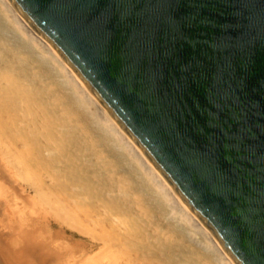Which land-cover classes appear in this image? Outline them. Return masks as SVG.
<instances>
[{"label": "water", "instance_id": "95a60500", "mask_svg": "<svg viewBox=\"0 0 264 264\" xmlns=\"http://www.w3.org/2000/svg\"><path fill=\"white\" fill-rule=\"evenodd\" d=\"M235 264H264V0H9Z\"/></svg>", "mask_w": 264, "mask_h": 264}, {"label": "rangeland", "instance_id": "374dc122", "mask_svg": "<svg viewBox=\"0 0 264 264\" xmlns=\"http://www.w3.org/2000/svg\"><path fill=\"white\" fill-rule=\"evenodd\" d=\"M31 55H32V58L34 59V60L31 59V62L35 63V64H38L40 66L41 70L46 68L45 69L46 71L44 73H47V75H48L47 77L50 80L53 78L52 79L53 83L57 81V83H54V84L55 85L57 84L56 85L57 87H55V88H58L59 85L61 84L60 82L58 83V80H59L58 76L52 75V74H57L56 70L53 69L52 67H49L51 65H49V64L47 65L46 64L47 62L45 63V60L43 61V63L46 64V65H43V63L40 62L41 60L37 56L36 53L34 54V52H33V54H31ZM36 56L39 59H37ZM35 58L37 59L36 61H39V63L35 61ZM47 67H48V69H47ZM49 71L51 72L50 75H49V73H50ZM53 71H55L56 73L53 72ZM61 86H64V85L61 84L58 89L54 88L53 89L54 92L57 93V90H58L59 93L60 92H62V93L64 92V94H66L67 92L64 90L66 87L64 86L65 87L64 88V87H61ZM60 88H61V91H60ZM42 95L43 96H41V97L44 99V101L42 100V102H43L42 104L45 105L46 108H44V106L42 105L41 106L42 107L41 110L39 108H37L36 106L32 107V105H30L29 106L30 108H29L26 105H24L26 107V109L23 108V107H22L23 109H21V107H20V110L18 112L17 111L18 109L14 110L12 107H8L9 104L4 102V100L0 99L1 103H2V101L5 103V104L2 103L5 106L0 104V120H4V121L6 120L7 124H9V123L12 124V125L9 124L8 126H6L7 124L4 121H2L3 125H0V127L3 130H4L5 126H6L5 132L2 131V129L0 128V133H1L0 137L2 138V140L0 138V141H1L0 142L1 143L0 144L1 145L0 146V264H120V263H122V264L123 263L124 264H156V262L158 264H160L161 261H162L161 263H163V264H169V263H171L173 261H174V263H177L178 262L177 259L172 258L173 255L178 253L179 249H178V247H176L177 243L179 242L181 244V250H182L183 254L188 253V249L190 250V247H193V245L190 246V242L186 239L185 232H183L179 228H176L175 223H174L173 220H171V219H165L164 220L162 218V216H161L162 212L159 209L160 206H159V204L156 201H150L151 204L153 203L151 205V207L154 205L153 208H150V212L152 213V217H151V215H149V216H147L145 214L142 215V211H140V209H138V207L135 204H133L134 203L133 199L132 198L130 199V196H126V195H122V194L118 193V188H117L118 186H117V183H116L117 182L116 176L118 175L119 171H120L121 174H123L121 171H125V172L131 173V175L134 177L133 179H135V177H136L135 181L138 179L136 174L134 172H132L131 168L126 164L127 163V161H126L127 158L125 157L126 155L122 154L119 150H117V151L115 149L112 150L111 149L112 145L109 142L108 143L110 145H109V148L107 149L106 146H108V143H106V141H108V139L104 138L106 140H105V142H102V141H104L102 138L105 135L104 134L103 135L100 134L101 132L99 133L101 135V139H102V141L99 142V143H101L100 144L101 146L100 145L99 146L98 145H90L91 147H88L89 146L88 143L89 142L93 143V142H91L88 138H83L86 141L85 142L81 138V137H85V136L82 135V133H80L78 131L77 132L80 133V134H78L77 132H76L77 134L69 133V131L67 129H59V127H55V126H58L61 123V110L59 109L58 106H56V105H58L57 102H54V100H51L52 99L51 97H49L48 95L44 96L45 94H42ZM46 97L48 99H50L51 102L53 101L52 102L53 105L50 103V100H48L46 102ZM45 102H46V104H44ZM48 103H49L50 106H48ZM6 107H8L10 109H8ZM51 107L53 108L52 110H51ZM29 109H31V110L33 109L34 111H31ZM9 110H10V112H9ZM21 110L24 111V112H22ZM27 110L30 111L31 113L29 112V114H28ZM4 111H5V113H9V114L12 111L14 114L11 113L9 115V117H8V114H6L7 115L6 116ZM40 111H41V114L39 113ZM53 111L54 112L57 111V112H55L56 115H55V113ZM1 112H2V114H1ZM49 112H50V114H49ZM22 113H24V114H22ZM28 115H31V116H28ZM40 115H42V116L40 117ZM4 116L7 117L8 119L5 118ZM1 117H2V119H1ZM19 117H21V118H19ZM16 118L18 120H20V121H23L24 124L20 123V121H18ZM22 118H24V119H22ZM32 118L34 119L33 121H32ZM57 119H59L58 120L59 124L57 122ZM24 121H26L27 123L24 122ZM34 122H35L36 125L34 124ZM43 122H45V124H43ZM4 123H5V125H4ZM17 123L19 125H16ZM46 123L48 124V126H46L47 125ZM26 124L28 125V127L26 126ZM24 128L25 129L28 128V130H25ZM51 128H52V130H51ZM15 129H17V130H15ZM22 129H24V130H22ZM53 129L56 130L57 132H55ZM9 130H11V131H9ZM26 131H28V132H26ZM33 131H35V132H33ZM37 131H39L40 134ZM9 132H13L14 133V134H12V137L9 136L10 135ZM16 132H18L17 133L18 136L15 134ZM7 133H9V134H7ZM20 133H21V135H20ZM57 133H59V134H57ZM38 134H39L40 137L39 136L37 137ZM41 134H42V136H41ZM46 134H48L47 135L48 137L46 136ZM24 135L27 136V137L24 138ZM69 135L70 136L72 135V137L73 136L74 137L73 138L72 137L69 138ZM4 136H6V137H4ZM8 136H9V138H12V139H10L12 144L15 142L13 146H11V144H10L11 142L9 143L10 140H8L9 139V138H7ZM50 136H51V138H50ZM60 136H63V137L60 138ZM78 136H79L80 141L78 139ZM13 137L14 138L18 137V138H15L16 139L15 140ZM36 138L39 139L40 142ZM41 138H42V140H41ZM65 138H68V139L65 140ZM36 140L38 142H36ZM50 140H52L53 143L50 142ZM4 141L5 142L7 141V142L5 143ZM24 141H26L28 143V144L26 143L27 146L25 145ZM76 141H77V143L80 144V146H79V144H76ZM83 141H84V143H83ZM41 142L44 143V145L46 146V147H44V145H43L44 149L46 148L45 149L46 150L45 154L43 153L44 149H42L43 148L42 144H41V146H39ZM68 142H69V144H68ZM73 142H74V144H73ZM7 143L10 144V146H11L10 149H12V150H8L9 149L8 147H10V146ZM33 143L35 145L36 144L37 145L35 146ZM103 143H106L105 144L106 146L103 145ZM22 144L24 146L28 147V148H25L26 151H24L25 149L23 148ZM49 144H50V146H49ZM63 144H65L64 145L65 147L63 146ZM67 144H68V147H67ZM4 145H7L8 147L5 148ZM84 145H85V148H82V147H84ZM57 146H58V148H57ZM94 146L95 147L98 146V147H96V149H95ZM102 146H103V148H105V152L107 150L108 151L112 150L113 153H115V151L117 152L116 154L118 155L119 158L116 157L117 156L116 154L113 155L112 152L111 153L110 152L108 153V151L106 152V154L108 153L109 157H110V159H109L108 158V154H107L106 160L109 159L108 161H112V159L116 157L115 159H117V161L119 159L120 160L119 162H121L120 163L121 168L116 173L115 172H111L109 170V168H111L110 165H106L105 164V166H103L104 165L103 162L100 161L97 158V157H99V153H100L99 149H101ZM1 147H2V151H1ZM30 147L33 148V149H30ZM34 147H36V148H34ZM49 147H51V150H50ZM70 147H72V149H70ZM3 148H5V149H3ZM19 148H23L24 150L22 149V152H21V149H19ZM16 149H18V150L16 151ZM28 149H29V151H28ZM55 149L59 153L56 152ZM76 149L78 150V152H77ZM86 149H87V151H85ZM92 149L95 152H93ZM4 150L5 151L7 150L8 152L13 151L14 155H13L12 152H11L12 154L10 153V155H8L9 153L7 152L8 153L7 154L6 152H4ZM66 150H67V153L65 155ZM83 150H84V152L82 153ZM90 150H92V151L90 152ZM27 151L29 152V155L32 152L35 154L36 151L37 152L39 151L36 154L40 155L38 157L41 158V160L39 158H37V162L35 160V165H33L32 164V163H34V158L33 157H35V156L33 154H31V156H29V158L33 159V161H31L32 159L31 160L28 159ZM16 152H19V154H17ZM20 152L23 153L24 156L22 154H21V156H19ZM46 153L49 154V157H50L49 160H48V158H49L48 154L46 155ZM59 154H60V156H62V158L65 156V159L64 158L61 159ZM110 154H112L114 157L112 155H110ZM32 155H33V157H32ZM37 155H36V157H37ZM53 155H56V157L55 156L53 157ZM81 155H83V158H82ZM85 155L86 156L89 155V156L86 157ZM9 156L10 157L12 156V159L9 158ZM13 156H16V157H14L15 160H13L14 159ZM25 156H27V158ZM71 157L74 160H72ZM16 158H18V159L16 160ZM20 158H24V160L26 162H24L23 159H22V162H23L22 163ZM90 158H92V159H90ZM12 160H13V162H12ZM51 160H52V162H51ZM62 160H63V162H62ZM64 160H65V162H64ZM77 160L79 161L78 163H77ZM83 160H84V162L82 163L81 161H83ZM123 160H125V161H123ZM53 161H54V163H53ZM66 161H68V163ZM85 161L87 162V165H86ZM80 162H81V164H80ZM88 162H90V163H88ZM96 162H97V164H96ZM124 162H126V163H124ZM14 163H16V165ZM17 163L18 164L22 163L24 166L22 164H20L21 165L20 166ZM30 163H31V167L29 166ZM37 163H39V164L37 165ZM47 163H48V165H47ZM26 164H29L28 165L29 169H27L25 167V166H27ZM76 164L77 165L79 164V165L77 166ZM17 165L20 166V168ZM39 165L41 167V171H38V170H40ZM37 166H38V168H37ZM47 166H48V168H47ZM79 166H81L80 169L78 168ZM34 167L37 170L34 169ZM44 167H46L47 169L45 170ZM99 167H101V168H99ZM123 167H124V169H122ZM25 168H26V170H25ZM84 168H86L85 172H84ZM92 168H93V170H92ZM125 168H127V169H125ZM24 170L25 171L29 170V171L25 172ZM34 170L37 171V173L34 172ZM47 170L50 171L51 173L48 172ZM51 170H53V172ZM79 170H81V171L79 172ZM98 170L101 171V172L98 173ZM91 171H92L93 174L91 173ZM44 172H45V174H44ZM87 172H89V173H87ZM106 172H108V173L106 174ZM109 173H111V174H109ZM121 174H119V175H121ZM26 175H27V177H26ZM40 175H41V177H40ZM63 175L65 177H63ZM86 175H87V178H86ZM119 175L117 176L118 178H120ZM105 176H107L108 178L105 177ZM62 177H63V179H62ZM112 177H113V179H112ZM30 178H32V179H30ZM51 178H53L54 180L51 179ZM64 178H65V180H64ZM103 178L104 179L106 178V179L103 180ZM33 179L34 180L36 179V181H34ZM78 179H79V181H77ZM91 179H92V181H91ZM109 179H111V180H109ZM48 181H49V183H47ZM95 181H96V183H95ZM109 181H111V182H109ZM43 182H45V184ZM41 183H42V185H41ZM50 183L53 184V185L50 186L51 185ZM81 183H82V185H81ZM62 184L66 185V186H63ZM105 184H107V185L104 186ZM45 185L49 186V189ZM96 185L98 187H100V188H98ZM54 186H57V188L54 187ZM80 186L82 187V189H81ZM37 187H38V189H37ZM53 187L55 188V191L57 190L58 192L57 191L54 192ZM58 187H59V189H58ZM135 187H136V185H135ZM39 188H42L44 190H42V189L39 190ZM64 189H67V190L65 191ZM50 190H52L53 192H51ZM100 190H103V191L100 192ZM107 190L111 191L110 194L107 193V192H106L107 194L105 193V191H107ZM84 192L86 193V198L84 196ZM62 193H65V194H62ZM46 194H48V195H46ZM43 195H44L46 201H45L44 197H42ZM62 195H65V196H62ZM74 195H75V198L73 197ZM51 196L54 197V198H52ZM108 196H110L111 198L108 197ZM46 197H49L48 199H51V200H48ZM57 197L61 201L58 200ZM61 197H64V199H62ZM66 197H68V198L72 197L70 199H73L74 202L71 201L70 199L66 198ZM116 198H118L119 201ZM97 199H99V200H97ZM115 199H116V201H118V203L115 201ZM124 199H126V200H124ZM96 200L98 202L95 204ZM106 200H107V202H106ZM127 200H128V203H127ZM93 201H94V203H92ZM99 202H100V205H99ZM51 203L54 204V206ZM57 203H59L58 206H57ZM122 203H124L123 204L124 206L122 205ZM65 204H68V205H65ZM86 204H88V205H86ZM81 205H83L84 207H81ZM89 205H90V208H89ZM98 205L99 206L102 205V207H98ZM128 205L130 207H128ZM77 206H78V208L80 207L79 210H78ZM117 206L119 207V209L116 208ZM132 206H133V209H131ZM155 206H156V209H155ZM64 207H65V209H64ZM112 207H113V209H112ZM70 208H72V209H70ZM81 208H82V211H80ZM67 209L70 212H72V210H74L76 212L75 215H74L76 218H73L72 215L69 216L68 214H71V213L66 211ZM92 209H94V212L92 211L93 214L90 211ZM129 209H130V211H129ZM99 210L100 211L104 210V212L102 211V215H100L101 212H99ZM118 210H119V212H116ZM154 210H155V212H154ZM83 211L84 212L87 211V213L86 212L84 213L85 217H84V214H82ZM131 211H133V212H131ZM121 212H123V213H121ZM61 213L63 215L65 213L66 215L63 216ZM103 213H105V214H103ZM113 213L120 214V215H122L124 217V219L126 221L124 227L123 226H118L117 223L116 224L114 223L115 224L114 225L112 223V221L110 222L108 220V219H110L111 214H113ZM134 213H135V215H134ZM139 213H140V215H139ZM157 213H158V215H157ZM73 214H74V212H73ZM76 214H77V216H76ZM96 215H98V216H96ZM154 215L159 220L161 219V221H159L157 218H155ZM81 216H83V218ZM69 217H71V218H69ZM137 217H138V219L140 221L137 219ZM86 218L89 219V222L86 221ZM91 218H92V220H91ZM76 219H78V220H76ZM134 219H135V221H134ZM81 220H82V222H81ZM154 220H156V221H154ZM90 221H91V223H90ZM146 221H148V222H146ZM169 221H171V223ZM83 222L84 223L87 222L86 226H85V224ZM138 222H139V224H138ZM149 222H151L152 225ZM156 222H157V224L160 223V225L158 224V227H161V229H163L162 227L165 228L166 225L171 230H172V228H175V229L172 230V232H173L172 234H173V236H175L174 234L178 233L176 235V236H178L177 237L178 239L174 238V239L178 240V242H175L176 245H172V244H174V243H172L173 241L171 242L168 239H163V238H166V236L164 237L163 230L159 231V229H155V228H158V227H156L157 226ZM164 222H165V224L163 225ZM106 223H108V225ZM172 223H173V225H172ZM95 224H97L96 225L97 227L95 226ZM92 225H94V227H92ZM87 226L88 227L90 226V227H92L94 229H91V230L89 229V231H88V228L86 229ZM98 226L100 227L99 229H98ZM117 226L120 227V228H118ZM149 226L151 228H149ZM121 227L123 228L124 231L122 230ZM168 227H166V229H169ZM100 229L106 230V232L103 231V233L101 232V235L98 236L99 233H100L99 232ZM115 229L118 230V231H116ZM176 229H179V230H176ZM84 230H85V232H87V234L84 232ZM94 230H95V232H94L95 234H93V232L91 233V231H94ZM113 230L116 231V232L114 231L115 234H114ZM164 231H166V230L164 229ZM97 232H99L98 235H96ZM117 232H119L121 235L119 234V236H118ZM105 233H106V235H105ZM128 233L130 234L129 235L130 237L128 236ZM169 233H171V232H168L167 234H169ZM89 234H90V236H89ZM125 234L130 239L131 238L132 239L130 240L128 238L127 240L126 239L124 240V238H127V236ZM133 234H134V236H133ZM123 235L126 236V237H123ZM144 236H146L147 239ZM149 237L151 239H149ZM153 237H156V238L154 239ZM160 237L161 238L163 237V238L160 240ZM112 238H113L114 241L112 240ZM99 239H101V240H99ZM133 239L135 241V242L133 241L134 243H132ZM119 242H121V243H119ZM123 242L124 243L127 242V244H126L127 246ZM148 242H151V243H148ZM156 242L158 243L157 245H155ZM114 243H117L118 245L114 244ZM139 243H141V245H139ZM144 243H145V245H144ZM183 244H184V246H183ZM143 245H144V247H143ZM146 245H147V247H146ZM160 245L164 246L165 249L163 250V252L165 254L162 253L161 249H159V247L162 248ZM121 246H123L124 248L121 247ZM125 247L126 248L128 247V249H126ZM150 247H153L155 249V251H154L155 253H152L154 249L151 251ZM172 247H174V248H172ZM169 248H170L171 251L169 250ZM173 249L175 251L177 250L176 253H175V251L173 252ZM141 250L142 251L144 250V251L142 252ZM197 250L199 252V253L198 252L197 253L201 255L200 260L202 259V260H205L206 262L208 260L207 263H210V262L212 263L213 262L212 264H215L214 260L212 259L210 254L205 253L202 249H201L202 250L201 251L200 248H198V247L196 248V251ZM146 251H147V253H146ZM160 251H161L162 254L160 253ZM170 252L171 253L173 252V254L171 256H169ZM147 254H149V256ZM158 254H159V256H158ZM115 255H116V257H115ZM155 255L158 256V257H156ZM164 255H166V256H164ZM207 255H209V256H207ZM183 256L184 255H182L181 257H183ZM165 257H166V259L168 257H170L172 259H170L169 261H168V259L164 260ZM210 257H211L212 260L209 259ZM119 258H120V260H119ZM160 259H163V260H160ZM209 260H211V261L209 262ZM203 262L204 261H202L201 263L202 264H204V263L207 264L206 262H204V263Z\"/></svg>", "mask_w": 264, "mask_h": 264}, {"label": "bare ground", "instance_id": "6f19581e", "mask_svg": "<svg viewBox=\"0 0 264 264\" xmlns=\"http://www.w3.org/2000/svg\"><path fill=\"white\" fill-rule=\"evenodd\" d=\"M28 49V50H27ZM30 50V51H29ZM33 52H34V54L36 53L37 54V56L40 58V62L41 63H43V61L45 60V63L48 65H51V66H49V67H52L53 69H55L56 70V72H57V74H52V75H55V76H58V83L60 82L61 84H63L64 86H61V87H64L65 89V91L67 92H65L66 94H64V92L62 93V92H58V90H57V93H55L54 92V88L55 87H57L54 83H57V81L56 82H54L53 83V78L50 80L47 76V73H44L46 70V68L45 69H43V70H41V68H40V66L38 65V64H35V63H32L31 62V59L32 60H34L33 58H32V55L31 54H33ZM37 56H36V58H37ZM34 57V56H33ZM35 58V61L37 60V59H39V58H37L36 59ZM34 61V62H35ZM36 62H38L39 63V61H36ZM0 99L1 100H4V102H6L7 104H9V106L8 107H12L14 110L16 109H18L17 111L19 112V110H20V107H21V109H23V108H25L26 109V107L24 106V105H26L27 107H29L30 105H32V107L34 106H36L37 108H39L40 110L42 109V100L44 101V99L41 97V96H43L42 94H45L44 96H49V97H51L52 99L51 100H54V102H57V104L58 105H56V106H58L59 107V109L61 110V123L59 124V122H58V120L59 119H57V122H58V126H55V127H59V129H67L68 131H69V133H74V134H77L78 132H80V133H82V135L83 136H85V137H81L82 139L83 138H88L91 142H93V143H88L89 144V146L88 147H91L90 145H100L101 143H99V142H101L102 141V139L104 140V141H102V142H105V140L106 139H108V141H106V143H111V145H112V147H111V149L112 150H119L122 154H124V155H126L125 157L127 158L126 159V161H127V163L126 162H124V163H126L130 168H131V171L132 172H134L135 174H136V176H137V180L135 181V179H136V177H135V179H133L134 177L131 175V173H129V172H125V171H121L123 174H121L120 173V171H119V173H118V175L119 174H121V175H119V177L120 178H118L117 176H116V178H117V188H118V193L119 194H122V195H126V196H130V199L132 198L133 199V204H135L137 207H138V209H140V211H142V215L143 214H145V215H147V216H149V215H151V217H152V213L150 212V208H153L154 207V205L151 207V205L153 204H151L150 203V201H156L158 204H159V206H160V211L162 212L161 213V216H162V218L165 220V219H171V220H173L174 221V223H175V226H176V228H179V229H181L183 232H185V237H186V239L190 242V246L191 245H193V247H190V250L188 249V253H186V254H183L182 253V250H181V244L178 242V236H176L178 233H176V234H174L175 236H173V232H172V230L173 229H175V228H172V230L166 225V227H168L169 229H166V227L164 228V227H162L163 229H161V227H158V224L160 225V223H158L157 224V222H156V227H158V228H155V229H159V231L160 230H163V233H164V237L166 236V238H163V239H168V240H170L172 243H174V244H172V245H176L175 244V242H178L177 243V245H176V247H178V253L177 254H175V255H173L172 256V258H175V259H177V263H174V261L173 262H171V263H169V264H202L201 262L202 261H204V262H206L205 260H200V257H201V255L200 254H198L199 252H198V250L196 251V248L198 247V248H200V250L202 249L205 253H207V254H210L211 255V257H212V259L214 260V263L215 264H235L233 261H232V259L228 256V254L224 251V249L220 246V244L216 241V239L213 237V235L211 234V232L207 229V227L201 222V220L192 212V210L178 197V195L174 192V190L170 187V185L166 182V180L161 176V174L156 170V168L151 164V162L147 159V157L142 153V151L136 146V144L130 139V137L123 131V129L116 123V121L111 117V115L106 111V109L101 105V103L96 99V97L92 94V92L87 88V86L82 82V80L77 76V74L72 70V68L66 63V61L57 53V51L48 43V42H46L41 36H39L27 23H26V21L21 17V15L17 12V10L13 7V5L9 2V0H0ZM46 64H44L43 63V65H46ZM42 67V66H41ZM47 69H48V67H47ZM52 70V69H51ZM48 72V71H47ZM50 72V71H49ZM53 72H55V71H53ZM55 72V73H56ZM46 74V75H45ZM51 74V72L49 73V75ZM47 77V78H46ZM53 77V76H52ZM49 79V80H48ZM40 83H39V82ZM38 82V83H37ZM37 84V85H36ZM60 84V85H61ZM60 85H59V87H60ZM58 87V88H59ZM58 88H55V89H58ZM63 90V89H62ZM60 91H61V88H60ZM59 93V94H58ZM72 97V98H71ZM42 98V99H41ZM48 100H50V99H48L47 97H46V102L48 101ZM51 100H50V103L53 105V101L51 102ZM3 101H2V103H4ZM46 102L44 103V104H46ZM1 103V101H0V104H2ZM5 104V103H4ZM4 104H2V105H4ZM1 105V106H2ZM54 105V106H55ZM5 106V105H4ZM44 106V108H46L45 107V105H43ZM48 106H50L49 105V103H48ZM53 106V107H54ZM3 107V106H2ZM8 107H6V108H8ZM23 107V108H22ZM57 107V108H58ZM5 108V109H6ZM30 108V107H29ZM4 109V110H5ZM8 109H10V108H8ZM7 109V110H8ZM53 108L51 107V110H52ZM29 110H31V109H29ZM49 110V109H48ZM2 111V110H1ZM13 111V110H12ZM11 111V113L12 114H14L13 112ZM22 111V110H21ZM31 111H34L33 109L31 110ZM47 111V110H46ZM7 112V111H6ZM9 112H10V110H9ZM16 112V111H15ZM22 112H24V111H22ZM27 112H28V114H29V112L30 111H28L27 110ZM54 112V111H53ZM55 112H57V111H55ZM54 112V113H55ZM4 113H5V111H4ZM10 113V114H11ZM21 113V112H20ZM19 113V114H20ZM31 113V112H30ZM36 113V112H35ZM38 113V112H37ZM40 114H41V111L39 112ZM47 113V112H46ZM1 114H2V112H1ZM6 114H8V117H9V113H5V115ZM22 114H24V113H22ZM49 114H50V112H49ZM39 115V114H38ZM43 115V114H42ZM42 115H40V117L42 116ZM55 115H56V113H55ZM7 116V115H6ZM22 116V115H21ZM28 116H31V115H28ZM35 116V115H34ZM50 116V115H49ZM5 117V116H4ZM23 117V116H22ZM44 117V116H43ZM42 117V118H43ZM5 118H7V117H5ZM4 118V119H5ZM19 118H21V117H19ZM51 118V117H50ZM1 119H2V117H1ZM8 119V118H7ZM17 119V118H16ZM22 119H24V118H22ZM45 119V118H44ZM18 120V119H17ZM16 120V121H17ZM26 120V119H25ZM34 119L32 118V121H33ZM37 120V119H36ZM41 120V119H40ZM1 122V124L0 125H3L2 124V121H4V120H0ZM11 121V120H10ZM18 121H20V120H18ZM17 121V122H18ZM31 121V122H32ZM38 121V120H37ZM5 123H6V120L4 121ZM24 122H26V121H24ZM39 122V121H38ZM5 123H4V125H5ZM20 123H22V124H24L23 123V121H20ZM27 123V122H26ZM7 124V123H6ZM10 125H12L11 123H9ZM9 124H7L6 126H8ZM21 124V125H22ZM29 124V123H28ZM34 124H35V122H34ZM33 124V125H34ZM40 124V123H39ZM42 124V123H41ZM43 124H45V122H43ZM47 124V123H46ZM50 124V123H49ZM14 125V124H13ZM16 125H19L18 123L16 124ZM36 125V124H35ZM53 125V124H52ZM6 126H5V128H6ZM26 126L28 127V125L26 124ZM45 126V125H44ZM46 126H48V124L46 125ZM45 126V127H46ZM11 127V126H10ZM9 127V128H10ZM18 127V126H17ZM51 127V126H50ZM53 127V126H52ZM1 128V127H0ZM4 128V127H3ZM5 128H4V130L2 129V131H4L5 132ZM8 128V127H7ZM12 128V127H11ZM13 129V128H12ZM25 129V128H24ZM24 129H22V130H24ZM47 129V128H46ZM55 129V128H54ZM53 129V130H54ZM15 130H17V129H15ZM25 130H28V128L27 129H25ZM48 130V129H47ZM51 130H52V128H51ZM9 131H11V130H9ZM14 131V130H13ZM55 132H57L56 130H54ZM78 131V132H77ZM24 132V131H23ZM26 132H28V131H26ZM32 132V131H31ZM33 132H35V131H33ZM37 132H39V131H37ZM77 132V133H76ZM101 132V133H100ZM10 133V137H12V134H14L13 132H9ZM9 133H7V134H9ZM18 132H16L15 134L18 136V134H17ZM30 133V132H29ZM43 133V132H42ZM80 133H78V134H80ZM104 134L105 136H103V138L101 139V135L100 134ZM1 134V133H0ZM37 134V133H36ZM39 134H40V132H39ZM39 134L37 135V137L39 136ZM57 134H59V133H57ZM66 134V133H65ZM5 135V134H4ZM20 135H21V133H20ZM26 135V134H25ZM24 135V138L25 137H27V136H25ZM48 134H46V136H47ZM1 136V135H0ZM7 136V135H6ZM6 136H4V137H6ZM9 136L7 137V138H9ZM15 136V135H14ZM33 136V135H32ZM41 136H42V134H41ZM77 136V135H76ZM81 136V135H80ZM40 137V136H39ZM44 137V136H43ZM48 137V136H47ZM63 136H60V138H62ZM70 137H72V135L70 136L69 135V138ZM74 137V136H73ZM72 137V138H73ZM1 138V137H0ZM6 138V139H7ZM14 138V137H13ZM15 138H18V137H15ZM14 138V139H15ZM50 138H51V136H50ZM104 138H106V139H104ZM10 139H12V138H9L8 140H10ZM20 139V138H19ZM18 139V140H19ZM37 139V138H36ZM45 139V138H44ZM66 139H68V138H65V140ZM75 139V138H74ZM77 139V138H76ZM78 139H79V136H78ZM77 139V140H78ZM1 140H2V138H1ZM4 140V139H3ZM16 140V139H15ZM21 140V139H20ZM28 140V139H27ZM26 140V141H27ZM38 141H39V139H37ZM36 140V142H38ZM41 140H42V138H41ZM46 140V139H45ZM44 140V141H45ZM84 140V139H83ZM87 140V139H86ZM23 141V140H22ZM26 141H24V143H25V145H26V143L28 142H26ZM79 141H80V139H79ZM85 141V140H84ZM84 141H83V143H84ZM1 142V141H0ZM3 142V141H2ZM5 142V141H4ZM7 142V141H6ZM5 142V143H6ZM11 142V140L9 141V143ZM31 142V141H30ZM40 142V141H39ZM50 142H52L53 143V141L52 140H50ZM86 142V141H85ZM88 142V141H87ZM9 143H7V144H9ZM15 143V142H14ZM14 143L12 144V142L10 143L11 144V146H13L14 145ZM51 143V144H52ZM64 143V142H63ZM106 143H103V145H105ZM108 143V146H106L107 147V149L109 148V144ZM1 144V143H0ZM10 144H9V146H10ZM28 144V143H27ZM34 144V143H33ZM32 144V145H33ZM39 144V143H38ZM41 144H42V147H43V145H44V143H40V145L39 146H41ZM68 144H69V142H68ZM68 144H67V147H68ZM73 144H74V142H73ZM76 144H79V143H77V141H76ZM87 144V143H86ZM85 144V145H86ZM23 145V144H22ZM35 145V144H34ZM37 145V144H36ZM35 145V146H36ZM65 144H63V146H64ZM72 145V144H71ZM85 145H84V147H82V148H85ZM1 146V145H0ZM11 146L10 147H8L7 145H4V147L6 148V147H8L9 149L8 150H12V149H10L11 148ZM27 146V145H26ZM26 146H24L23 145V148L25 149V148H28V147H26ZM49 146H50V144H49ZM75 146V145H74ZM79 146H80V144H79ZM83 146V145H82ZM98 146H96V147H98ZM101 146V145H100ZM104 146V147H105ZM32 147V146H31ZM30 147V149H33V148H31ZM44 147H46L45 145H44ZM44 147L42 148V149H44ZM65 147V146H64ZM87 147V148H88ZM95 147V146H94ZM96 147H95V149H96ZM5 148H3V149H5ZM15 148V147H14ZM23 148H19V149H21V152H22V149ZM34 148H36V147H34ZM50 148V150H51V147H49ZM57 148H58V146H57ZM56 148V149H57ZM81 148V147H80ZM101 148V147H100ZM23 149V150H24ZM46 149V148H45ZM44 149V151H43V153L45 154V152H46V150ZM53 149V148H52ZM56 149H55V151H56ZM70 149H72V147H70ZM91 149V148H90ZM15 150V149H14ZM18 149H16V151H17ZM35 150V149H34ZM77 150V149H76ZM93 150V149H92ZM92 150H90V152L92 151ZM110 150V149H109ZM112 150L111 151H108V153L110 152H112ZM1 151H2V147H1ZM20 151V150H19ZM24 151H26V149L24 150ZM28 151H29V149H28ZM27 151V154H28V159H32V158H29V156H31V154H33L35 157H33V155H32V157L34 158V163H32L33 165H35V160H36V162H37V158H39L38 156H40V155H37L36 153H38L37 151H36V155H37V157H36V155L32 152L30 155H29V152ZM85 151H87V149L85 150ZM106 151V152H107ZM115 151V153H113L112 152V154L114 155V154H116L117 152ZM118 151V152H119ZM4 152H8L7 150L5 151L4 150ZM13 153V155H14V152L13 151H10V152H8L7 154L8 155H10V153ZM20 152V155L19 156H21V154L23 155V153H21ZM42 152V151H41ZM53 152V151H52ZM56 152H58V151H56ZM70 152V151H69ZM77 152H78V150H77ZM84 152V150L82 151V153ZM93 152H95L94 150H93ZM99 157H97L100 161H102L103 162V166H105V164L106 165H110L111 166V168H109V170L111 171V172H117L120 168H121V165H120V163L121 162H119L120 160L118 159V161H117V159H115L116 157L117 158H119L118 157V155L115 157V158H113L114 156L112 155V154H110V155H112L111 157L113 158H111L112 159V161H108L109 159H110V157H109V154H108V160H106V157H107V154H106V152H105V148H103V146H102V148L101 149H99ZM11 153V154H12ZM17 154H19V152H16ZM26 153V152H25ZM59 153V152H58ZM64 153V152H63ZM66 153H67V150H66V152H65V155H66ZM71 153V152H70ZM88 153V152H87ZM86 153V154H87ZM3 154V153H2ZM41 154V153H40ZM48 153H46V155H47ZM57 154V153H56ZM79 154V153H78ZM97 154V153H96ZM119 154V153H118ZM72 155V154H71ZM70 155V156H71ZM84 155V154H83ZM83 155H81L82 156V158H83ZM90 155V154H89ZM89 155H85L86 157H88ZM94 155V154H93ZM24 156V155H23ZM22 156V157H23ZM45 156V155H44ZM56 157V155H53V157ZM59 156H60V154H59ZM79 156V155H78ZM95 156V155H94ZM14 157H16V156H13V158ZM26 158H27V156H25ZM47 157V156H46ZM48 157H49V154H48ZM52 157V158H53ZM58 157V156H57ZM73 157V156H72ZM71 157V158H72ZM121 157V156H120ZM9 158H11L12 159V156L10 157L9 156ZM60 158L61 159H65V156L62 158V156H60ZM122 158V157H121ZM120 158V159H121ZM18 158H16V160H17ZM22 159H23V161L24 162H26L25 160H24V158H20V160H21V162H22ZM40 160H41V158H39ZM50 159V157L48 158V160ZM87 159V158H86ZM90 159H92V158H90ZM94 159V158H93ZM13 160H15V158L13 159ZM13 160H12V162H13ZM27 160V159H26ZM29 160V161H30ZM43 160V159H42ZM72 160H74L73 158H72ZM85 160V159H84ZM84 160L83 161H81L82 163L84 162ZM31 161H33V159L31 160ZM44 161V160H43ZM61 161V160H60ZM94 161V160H93ZM96 161V160H95ZM123 161H125V160H123ZM19 162V161H18ZM47 162V161H46ZM51 162H52V160H51ZM62 162H63V160H62ZM64 162H65V160H64ZM67 163H68V161H66ZM74 162V161H73ZM79 161L77 160V163H78ZM81 162H80V164H81ZM86 162V161H85ZM110 162V163H109ZM23 163V162H22ZM22 163H17L18 165H20V164H22ZM28 163V162H27ZM40 163V162H39ZM39 163H37V165L39 164ZM53 163H54V161H53ZM57 163V162H56ZM88 163H90V162H88ZM123 163V162H122ZM15 165H16V163H14ZM63 164V163H62ZM96 164H97V162H96ZM125 164V165H126ZM17 165V166H18ZM23 165V164H22ZM27 166H25L27 169H29L28 168V165L29 164H26ZM32 165V166H33ZM47 165H48V163H47ZM53 165V164H52ZM64 165V164H63ZM77 165V164H76ZM79 165V164H78ZM77 165V166H78ZM86 165H87V162H86ZM21 166V165H20ZM20 166H18L19 168H20ZM24 166V165H23ZM30 167H31V163H30V165H29ZM59 166V165H58ZM61 166V165H60ZM72 166V165H71ZM90 166V165H89ZM39 167H40V165H39ZM63 167V166H62ZM98 167V166H97ZM26 168H25V170H26ZM33 168V167H32ZM31 168V169H32ZM37 168H38V166H37ZM45 168V170L48 168V166H47V168L46 167H44ZM79 169L81 168V166H79L78 167ZM99 168H101V167H99ZM98 168V169H99ZM128 168V167H127ZM127 168H125V169H127ZM34 169H36L35 167H34ZM60 169V168H59ZM122 169H124V167L122 168ZM129 169V168H128ZM22 170V169H21ZM24 170V171H25ZM37 170V169H36ZM54 170V169H53ZM53 170H51L52 172H53ZM88 170V169H87ZM92 170H93V168H92ZM27 171H29V170H27ZM27 171H25V172H27ZM38 171H41V167H40V170H38ZM48 171V170H47ZM81 170H79V172H80ZM86 171V168H84V172ZM106 171V170H105ZM34 172H36L37 173V171H35L34 170ZM48 172H50V171H48ZM66 172V171H65ZM83 172V173H84ZM97 172V171H96ZM99 172H101V171H99L98 170V173ZM33 173V172H32ZM31 173V174H32ZM43 173V172H42ZM51 173V172H50ZM56 173V172H55ZM54 173V174H55ZM87 173H89V172H87ZM91 173H92V171H91ZM90 173V174H91ZM108 172H106V174H107ZM133 173V174H134ZM39 174V173H38ZM44 174H45V172H44ZM65 174V173H64ZM77 174V173H76ZM93 174V173H92ZM109 174H111V173H109ZM28 175V174H27ZM27 175H26V177H27ZM33 175V174H32ZM43 175V174H42ZM72 175V174H71ZM116 175V174H115ZM79 176V175H78ZM29 177V176H28ZM35 177V176H34ZM40 177H41V175H40ZM63 177H65L64 175H63ZM63 177H62V179H63ZM92 177V176H91ZM105 177H107V176H105ZM73 178V177H72ZM86 178H87V175H86ZM94 178V177H93ZM97 178V177H96ZM108 178V177H107ZM30 179H32V178H30ZM44 179V178H43ZM51 179H53V178H51ZM61 179V178H60ZM106 179V178H105ZM104 178H103V180H105ZM112 179H113V177H112ZM119 179V180H118ZM34 180V179H33ZM54 180V179H53ZM64 180H65V178H64ZM109 180H111V179H109ZM34 181H36V179L34 180ZM43 181V180H42ZM77 181H79V179L77 180ZM83 181V180H82ZM91 181H92V179H91ZM90 181V182H91ZM98 181V180H97ZM119 181V182H118ZM109 182H111V181H109ZM44 184H45V182H43ZM47 183H49V181L47 182ZM95 183H96V181H95ZM114 183V182H113ZM112 183V184H113ZM35 184V183H34ZM33 184V185H34ZM51 184V183H50ZM49 184V185H50ZM68 184V183H67ZM136 185V187H135V185ZM41 185H42V183H41ZM48 185V184H47ZM47 185H45V186H47ZM53 184H51L50 186H52ZM63 185V184H62ZM81 185H82V183H81ZM107 184H105L104 186H106ZM109 185V184H108ZM63 186H66V185H63ZM71 186V185H70ZM97 186V185H96ZM111 186V185H110ZM134 186V187H133ZM48 187V189H49V186H47ZM54 187H56L57 188V186H54ZM53 187V189H54V192H56L55 191V188ZM81 187V186H80ZM98 187V186H97ZM67 188V187H66ZM69 188V187H68ZM94 188V187H93ZM98 188H100V187H98ZM110 188V187H109ZM37 189H38V187H37ZM40 189H42V188H39V190ZM46 189V188H45ZM51 189V188H50ZM58 189H59V187H58ZM81 189H82V187H81ZM103 189V188H102ZM111 189V188H110ZM38 190V191H39ZM42 190H44V189H42ZM65 191L67 190V189H64ZM46 191V190H45ZM48 191V190H47ZM51 192H53L52 190H50ZM61 191V190H60ZM64 191V192H65ZM75 191V190H74ZM101 191H103V190H100V192ZM115 191V190H114ZM41 192V191H40ZM39 192V193H40ZM58 192V191H57ZM63 192V191H62ZM109 193L110 194V190H107V191H105V193ZM116 192V191H115ZM42 193V192H41ZM83 193V192H82ZM106 193V194H107ZM113 193V192H112ZM117 193V194H118ZM49 194V193H48ZM48 194H46V195H48ZM57 194V193H56ZM59 194V193H58ZM62 194H65V193H62ZM74 194V193H73ZM101 194V193H100ZM105 194V195H106ZM61 195V194H60ZM82 195V194H81ZM96 195V194H95ZM39 196V195H38ZM56 196V195H55ZM58 196V195H57ZM62 196H65V195H62ZM79 196V195H78ZM84 196H85V198H86V193L84 192ZM107 196V195H106ZM42 197H44V195L42 196ZM41 197V198H42ZM52 197V196H51ZM60 197V196H59ZM74 198H75V195L73 196ZM77 197V196H76ZM93 197V196H92ZM108 197H110V196H108ZM123 197V196H122ZM121 197V198H122ZM47 199L49 198V197H46ZM52 198H54V197H52ZM62 199H64V197H61ZM66 198H68V197H66ZM70 198H72V197H70ZM70 198H68V199H70ZM111 198V197H110ZM44 199H45V197H44ZM57 199H58V197H57ZM95 199V198H94ZM104 199V198H103ZM102 199V200H103ZM117 200H118V198H116ZM116 199H115V201H116ZM48 200H51V199H48ZM47 200V201H48ZM58 200H60V199H58ZM57 200V201H58ZM71 201H73V199H70ZM97 200H99V199H97ZM96 200V202H95V204L98 202ZM124 200H126V199H124ZM45 201H46V199H45ZM61 201V200H60ZM68 201V200H67ZM119 201V200H118ZM118 201H116L117 203H118ZM56 202V201H55ZM66 202V201H65ZM74 202V201H73ZM106 202H107V200H106ZM126 202V201H125ZM92 203H94V201L92 202ZM127 203H128V200H127ZM130 203V202H129ZM52 204V203H51ZM116 204V203H115ZM114 204V205H115ZM124 203H122V205H123ZM131 204V203H130ZM129 204V205H130ZM53 206H54V204H52ZM59 205V203H57V206ZM63 205V204H62ZM65 205H68V204H65ZM86 205H88V204H86ZM99 205H100V202H99ZM98 205V207H102V205L101 206H99ZM108 205V204H107ZM128 205V207H130ZM56 206V205H55ZM64 206V205H63ZM62 206V207H63ZM74 206V205H73ZM79 206V205H78ZM78 206H77V208H78ZM120 206V205H119ZM124 206V205H123ZM135 206V207H136ZM60 207V206H59ZM70 207V206H69ZM81 207H84L83 205H81ZM87 207V206H86ZM110 207V206H109ZM67 208V207H66ZM74 208V207H73ZM89 208H90V205H89ZM96 208V207H95ZM116 208H118L119 209V207L117 206ZM126 208V207H125ZM157 208V209H158ZM64 209H65V207H64ZM70 209H72V208H70ZM80 209V207L78 208V210ZM100 209V208H99ZM105 209V208H104ZM112 209H113V207H112ZM122 209V208H121ZM120 209V210H121ZM128 209V208H127ZM131 209H133V206H132V208ZM155 209H156V206H155ZM76 210V209H75ZM77 210V211H78ZM101 210V209H100ZM99 210V212H101V214L100 215H102V211L104 212V210H102V211H100ZM124 210V209H123ZM153 210V209H152ZM66 211H68V209L66 210ZM80 211H82V208H81V210ZM91 212L93 211L94 212V209H92V210H90ZM129 211H130V209H129ZM139 211V210H138ZM137 211V212H138ZM139 211V212H140ZM159 211V212H160ZM69 213H71V214H68L69 216H71L72 215V217L73 218H76L74 215H75V211L74 210H72V212H70V211H68ZM73 212H74V214H73ZM86 213H87V211H85ZM84 211H83V213L82 214H84L85 213ZM93 212H92V214H93ZM109 212V211H108ZM116 212H119V210L118 211H116ZM131 212H133V211H131ZM130 212V213H131ZM154 212H155V210H154ZM158 212V213H159ZM80 213V212H79ZM111 213V212H110ZM121 213H123V212H121ZM141 213V212H140ZM140 213H139V215H140ZM158 213H157V215H158ZM62 214V213H61ZM60 214V215H61ZM81 214V215H82ZM103 214H105V213H103ZM133 214V213H132ZM131 214V215H132ZM160 214V213H159ZM63 215V214H62ZM64 215H66L65 213H64ZM63 215V216H64ZM95 215V214H94ZM124 215V214H123ZM134 215H135V213H134ZM144 215V216H145ZM76 216H77V214H76ZM96 216H98V215H96ZM155 216V215H154ZM160 216V217H161ZM62 217V216H61ZM82 218H83V216H81ZM84 217H85V214H84ZM93 217V216H92ZM159 217V218H160ZM69 218H71V217H69ZM72 218V219H73ZM81 218V219H82ZM89 218V217H88ZM150 218V217H149ZM155 218H157L156 216H155ZM67 219V218H66ZM80 219V218H79ZM103 219V218H102ZM111 219V220H110ZM110 219H108L110 222L112 221V223L114 224H116L117 223V225L118 226H123L124 227V225H125V219H124V217L122 216V215H120V214H117V213H113V214H111V217H110ZM137 219H138V217H137ZM147 219V218H146ZM158 219V218H157ZM156 219V220H157ZM74 220V219H73ZM76 220H78V219H76ZM83 220V219H82ZM82 220H81V222H82ZM91 220H92V218H91ZM99 220V219H98ZM104 220V219H103ZM139 220V219H138ZM149 220V219H148ZM153 220V219H152ZM156 220H154V221H156ZM159 220V219H158ZM157 220V221H158ZM86 221H88L89 222V219H87L86 218ZM106 221V220H105ZM134 221H135V219H134ZM140 221V220H139ZM153 221V222H154ZM159 221H161V219L159 220ZM172 221V222H173ZM146 222H148V221H146ZM168 222V221H167ZM170 223H171V221H169ZM71 223V222H70ZM73 223V222H72ZM84 223V222H83ZM86 223L87 222H85L84 224H85V226H86ZM90 223H91V221H90ZM98 223V222H97ZM111 223V224H112ZM149 223H151V222H149ZM75 224V223H74ZM107 225H108V223H106ZM114 224V225H115ZM138 224H139V222H138ZM148 224V223H147ZM155 224V223H154ZM165 224V222L163 223V225ZM168 224V223H167ZM80 225V224H79ZM88 225V224H87ZM97 224H95V226H96ZM151 225H152V223H151ZM170 225V224H169ZM172 225H173V223H172ZM84 226V225H83ZM91 226V225H90ZM86 227V229L88 228V231H89V229L91 230V229H94V228H92V227H94V225H92V227ZM117 226V227H118ZM171 226V225H170ZM82 227V226H81ZM97 227V226H96ZM95 227V228H96ZM84 228V227H83ZM100 227L98 226V229H99ZM107 228V227H106ZM118 228H120V227H118ZM117 228V229H118ZM122 228V227H121ZM126 228V227H125ZM149 228H151L150 226H149ZM153 229V228H152ZM164 229L167 231H164ZM179 229H176V230H179ZM109 230V229H108ZM112 230V229H111ZM116 230V229H115ZM115 230H113V232L115 231ZM122 230H123V228H122ZM126 230V229H125ZM180 230V231H181ZM103 231H105L106 232V230H103V229H100V233L99 232H97V234L96 235H98V233H99V235L98 236H100L101 235V232L103 233ZM116 231H118V230H116ZM115 231V232H116ZM124 231V230H123ZM152 231V230H151ZM155 231V230H154ZM84 232H85V230H84ZM93 232V234H95L94 232H95V230L94 231H91V233ZM115 232H114V234H115ZM127 232V231H126ZM125 232V233H126ZM146 232V231H145ZM168 232H171V233H169V234H167ZM86 234H87V232H85ZM90 233V234H91ZM123 233V232H122ZM131 233V232H130ZM158 233V232H157ZM160 233V232H159ZM90 234H89V236H90ZM117 234H118V236H119V232H117ZM124 234V233H123ZM161 234V233H160ZM105 235H106V233H105ZM121 235V234H120ZM126 235V234H125ZM130 234L128 233V236H129ZM162 235V234H161ZM183 235V234H182ZM92 236V235H91ZM127 236V235H126ZM126 236H124L123 235V237H126ZM127 236V238H124V240L126 239H128L129 237ZM132 236V235H131ZM133 236H134V234H133ZM140 237V236H139ZM144 237H146V236H144ZM152 237V236H151ZM159 237V236H158ZM99 238V237H98ZM142 238V237H141ZM154 239L156 238V237H153ZM161 237H160V240L162 239ZM174 238H177V239H174ZM122 239V238H121ZM130 239V238H129ZM132 239V238H131ZM130 239V240H131ZM145 239V238H144ZM143 239V240H144ZM146 239H147V237H146ZM149 239H151L150 237H149ZM148 239V240H149ZM99 240H101V239H99ZM112 240H113V238H112ZM180 240V239H179ZM184 240V239H183ZM114 241V240H113ZM123 241V240H122ZM121 241V242H122ZM129 241V240H128ZM134 241V239L132 240V243H134L133 242ZM147 241V240H146ZM165 241V240H164ZM105 242V241H104ZM121 242H119V243H121ZM124 243V242H123ZM137 243V242H136ZM146 243V242H145ZM145 243H144V245H145ZM148 243H151V242H148ZM114 244H117V243H114ZM125 245L127 244V242H125L124 243ZM130 244V243H129ZM143 244V243H142ZM155 244V243H154ZM158 243L156 242V244L155 245H157ZM164 244V243H163ZM118 245V244H117ZM121 245V244H120ZM139 245H141V243H139ZM144 245H143V247H144ZM149 245V244H148ZM168 245V244H167ZM180 245V246H179ZM127 246V245H126ZM151 246V245H150ZM153 246V245H152ZM161 246V245H160ZM171 246V245H170ZM169 246V247H170ZM183 246H184V244H183ZM195 246V247H194ZM121 247H123V246H121ZM142 247V246H141ZM146 247H147V245H146ZM149 247V246H148ZM162 248H160L159 247V249H161V251H162V253H164L163 252V250L165 249L164 248V246H161ZM124 248V247H123ZM126 248V247H125ZM172 248H174V247H172ZM183 248V247H182ZM126 249H128V247L126 248ZM150 249H151V251L154 249L153 247H150ZM168 249V248H167ZM131 250V249H130ZM129 250V251H130ZM134 250V249H133ZM132 250V251H133ZM137 250V249H136ZM169 250H170V248H169ZM199 250V251H200ZM201 250V251H202ZM128 251V250H127ZM131 251V252H132ZM140 251V250H139ZM142 251V250H141ZM144 251V250H143ZM142 251V252H143ZM155 251V249L153 250V252L152 253H155L154 252ZM159 251V250H158ZM161 251H160V253H161ZM171 251V250H170ZM175 250L173 249V252H174ZM177 251V250H176ZM176 251H175V253H176ZM173 252L170 254L169 253V256H171L172 254H173ZM184 252V251H183ZM198 252V253H197ZM146 253H147V251H146ZM161 253V254H162ZM203 253V252H202ZM165 254V253H164ZM148 256H149V254H147ZM182 255H184L183 257H181ZM205 255V254H204ZM146 256V255H145ZM156 256V255H155ZM158 256H159V254H158ZM158 256H156V257H158ZM164 256H166V255H164ZM207 256H209V255H207ZM206 256V257H207ZM115 257H116V255H115ZM144 257V256H143ZM205 257V258H206ZM211 257L209 258V259H211ZM160 258V257H159ZM172 258H170V257H168L167 259H168V261L170 260V259H172ZM157 259V258H156ZM166 259V257H165V259L164 260H167ZM174 259V260H175ZM211 259V260H212ZM116 260V259H115ZM114 260V261H115ZM119 260H120V258H119ZM160 260H163V259H160ZM211 260H209V262L211 261ZM120 262V261H119ZM123 262V261H122ZM162 262V261H161ZM160 262V264H163V263H161ZM164 262V261H163ZM203 262V263H204ZM207 262H208V260H207ZM206 262V263H207ZM166 263V262H165ZM211 263V262H210ZM210 263H207V264H210ZM213 263V262H212ZM211 263V264H212ZM120 264H122V263H120ZM124 264V263H123ZM156 264H158L157 262H156ZM205 264V263H204Z\"/></svg>", "mask_w": 264, "mask_h": 264}]
</instances>
